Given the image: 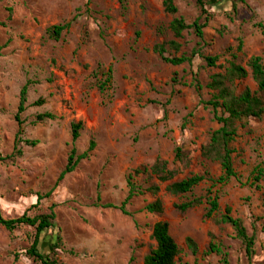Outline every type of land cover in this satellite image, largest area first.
<instances>
[{"label":"rangeland","instance_id":"obj_1","mask_svg":"<svg viewBox=\"0 0 264 264\" xmlns=\"http://www.w3.org/2000/svg\"><path fill=\"white\" fill-rule=\"evenodd\" d=\"M228 1L208 7L212 17L203 30L202 53L218 61L215 67H206L197 58L191 64L171 66L154 53L156 46L164 45L166 58L188 56L196 43L187 31L176 40L178 51L167 46L173 39L168 30L172 17L164 12L161 0H0V157L14 153V115L24 84L28 86L20 138L37 142L33 147L19 143L21 156L0 162V210L4 218L12 219L23 213L46 214L55 204L62 238L56 253L59 264H142L154 249L151 230L159 221L169 224L180 250L175 264H220L217 256H205L209 235L227 253L229 264H264V182L255 191L229 181L220 191V211L212 219L204 217V205L185 212L175 209L202 197L209 187L206 181L184 195L167 191L169 183L191 175L205 171L212 177L220 175L217 163L200 157L217 124L211 111L199 104L210 100L212 92L203 89L198 98L190 86L192 72L198 71L202 86L211 76L223 74L230 59L226 49H235L237 39L242 41L237 64L246 66L251 57L259 56L264 65V0L237 3L235 14ZM175 4L177 16L186 24L197 16L191 0ZM66 23L59 41L45 36L46 28ZM109 65L113 81L102 96L91 74L98 66ZM247 72L236 83L238 92L245 87L256 90ZM43 113L55 119L37 123L35 116ZM78 122L82 127L73 144L77 155L87 151L91 141L94 148L54 186L71 148L70 124ZM176 145L188 155L186 165L174 162ZM232 146L234 168L245 180L258 158L264 161V117L239 126ZM156 159L174 172L170 182L134 173ZM128 176L139 193L126 205L128 215L103 208L123 202ZM152 185L159 189L156 195L147 191ZM48 192L50 197L36 204V195ZM157 199L163 213H147L145 206ZM225 207L243 221L248 235L256 222L250 263L231 228L220 223ZM31 232L19 227L9 233L0 227V264H36L25 256ZM187 237L198 247L195 256L185 245Z\"/></svg>","mask_w":264,"mask_h":264},{"label":"trees","instance_id":"obj_2","mask_svg":"<svg viewBox=\"0 0 264 264\" xmlns=\"http://www.w3.org/2000/svg\"><path fill=\"white\" fill-rule=\"evenodd\" d=\"M191 2L197 11V16L190 24H186L183 18L177 16L178 9L175 0H161L164 12L172 17L168 25V30L171 32L173 39L167 43V46L174 51H178L180 45L176 40L181 39L184 32L191 31L196 38V43L189 55L166 58L164 57V45L156 46L153 51L163 62L171 66L191 64L192 59L197 58L202 60L206 67H215L218 57L205 56L202 53V49L206 45L203 30L207 27L212 17L208 7H219L225 4V0H209V2L206 0H191ZM228 2L232 14L236 13L237 3H241L242 5L246 4L245 0H229ZM121 7L122 10L125 11L124 4H122ZM68 26L69 24L66 23L48 27L45 29V36L53 41H59L62 32L66 30ZM137 37L138 34H136V38ZM241 50L242 41L241 39H237L235 49L232 47L226 49L230 59L224 73L211 76L209 82L205 86H202L198 80V71L195 70L192 72L190 86L193 88L196 96L200 98L203 89L212 92L210 100L206 102L199 101V104L211 111L213 119L217 124V129L210 132L206 144L200 149V157L204 162L217 163L220 168V175L212 177L205 171L201 175H191L182 180L169 183L167 191L172 195L187 194L203 181L209 184V187L205 190L202 197L192 198L176 205L175 209L180 212H185L204 205V217L206 219H212L220 211V191L231 180L236 181L240 186L246 185L255 191H260L262 189V183L264 182L263 160L258 158L259 161L253 166L245 180L236 172L233 165L232 156L235 150L232 144L238 136L239 126H244L250 119L260 120L264 117V65L262 58L259 56L251 57L246 67L241 66L236 63V54L240 53ZM247 68L250 70L251 77L256 84V90L251 91L248 87H245L238 92L236 83L244 80L248 76ZM91 76L95 82V88L98 93L104 96L113 81L112 65L107 67L98 66L92 72ZM171 82L175 83L176 81L172 78ZM27 86V84H24L20 89L18 106L14 115V120L17 124V133L13 148L14 153L5 157H0V162L12 161L15 156H21V150L18 147L19 143L31 147L35 146L37 143L36 141H28L20 138L22 132L21 126L23 124L20 116L25 110ZM54 119L55 117L50 113L38 114L35 116L37 123ZM81 127L82 125L79 122L70 124L71 148L67 156L66 165L59 173L54 186H57L66 175L72 173L77 164L85 159L88 153L94 148V143L91 141L89 142L87 151L77 155L73 144L79 137ZM254 153H256V151H254ZM173 155L175 163L186 165L189 161L188 155L181 146L176 145L174 147ZM134 173H150L161 183L170 182L174 178V172L167 168V163L159 159H156L149 167L136 170ZM130 181L131 176H128V192L121 204L118 206L106 204L102 207L118 209L123 215H128L126 205L131 198L139 194ZM147 191L156 195L159 189L157 186L152 185ZM50 195V192L44 195L37 194L36 204L43 199L49 198ZM55 207V204H51L46 214L28 216L26 213H23L19 217L12 219L4 218L0 210V227L5 231L12 233L19 227H28L32 230L29 247L25 249V256L36 264H59L56 253L62 248V238L55 222ZM262 208L264 210V200L262 202ZM144 210L150 214L161 215L163 213V204L157 199L146 205ZM220 223L226 224L231 228L234 238L240 243L244 256L248 263H250L255 255L254 232L257 231L256 222L251 224L253 233L248 235L243 221L240 218L233 217L231 209L225 207L224 212L221 214ZM262 229H264V227H262ZM151 238L155 242L154 249L144 256L142 264H175V259L179 255L180 250L169 233V224L166 221L155 223L151 230ZM185 245L193 256L197 255L198 247L190 237L185 238ZM210 254L217 256L220 264H229L227 253L215 242L212 235H209V243L205 256Z\"/></svg>","mask_w":264,"mask_h":264},{"label":"crops","instance_id":"obj_3","mask_svg":"<svg viewBox=\"0 0 264 264\" xmlns=\"http://www.w3.org/2000/svg\"><path fill=\"white\" fill-rule=\"evenodd\" d=\"M254 57V56H253ZM242 66V65H241ZM244 67H246V66H244ZM248 69V68H247Z\"/></svg>","mask_w":264,"mask_h":264}]
</instances>
